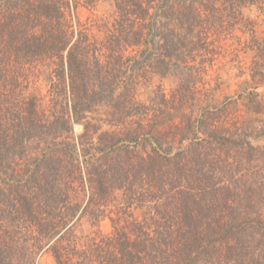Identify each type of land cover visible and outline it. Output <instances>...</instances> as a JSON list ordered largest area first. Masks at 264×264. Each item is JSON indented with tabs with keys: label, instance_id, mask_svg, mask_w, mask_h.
Returning a JSON list of instances; mask_svg holds the SVG:
<instances>
[{
	"label": "trees",
	"instance_id": "16d2710c",
	"mask_svg": "<svg viewBox=\"0 0 264 264\" xmlns=\"http://www.w3.org/2000/svg\"><path fill=\"white\" fill-rule=\"evenodd\" d=\"M179 1L115 0L114 41L139 49L112 64L117 56L102 59L74 12L97 0H0V264H35L45 249L56 264H264V170L250 119L231 128L194 118L185 106L193 80L162 94L165 109L133 92L145 68L168 74L187 45L209 50L214 32L198 23H226L224 11L231 23H255L243 10L264 15V0ZM253 31L236 50L253 52L249 65L238 56L244 88L222 114L240 99L247 110L264 105V34ZM31 76L46 82L47 106L24 94ZM104 121L116 128L101 130ZM120 188L143 218L111 217V234L79 247L77 219L99 221Z\"/></svg>",
	"mask_w": 264,
	"mask_h": 264
},
{
	"label": "rangeland",
	"instance_id": "374dc122",
	"mask_svg": "<svg viewBox=\"0 0 264 264\" xmlns=\"http://www.w3.org/2000/svg\"><path fill=\"white\" fill-rule=\"evenodd\" d=\"M178 2L180 1L175 0L176 4ZM243 11L245 16L249 19H254L255 23H231L227 11L223 13L225 14L224 21L226 23H198L197 30H199L200 34L208 31L214 32L212 35L213 43L209 50L205 48L193 50L191 45H187L188 49L186 47L183 50L181 60L177 61V67L170 70L168 74L162 75L158 72L159 70L153 67L145 68L137 76L133 92L135 99L138 102L145 103L151 110L152 108L165 109L166 104L161 100L162 94H165L167 98H171L172 91L178 87L188 85L190 80H193L190 85L191 87H196L197 91L186 99L187 112L193 108L194 118L196 116L205 118L207 115L214 118L215 115V122H222V124L231 128L238 122H246L250 119L253 133L249 140L253 146H259L257 161L261 162L264 170V134L261 132V129H264V105L260 106L259 110L254 108V110H247L243 100L240 99L238 104H232L228 107L225 113L222 114L221 110L225 104L237 99L244 88L240 84L247 78V75H244L245 70L241 71L238 68V60L240 59L238 56L241 57L243 65H249L252 60L253 52L251 51L237 53L238 43L247 44L249 42L252 36L251 28L254 29L253 34L257 38H261L264 34V23L262 22L264 15L253 6L245 8ZM74 12L81 22L80 26L84 27L86 32L96 40L104 61L109 52L113 53L115 57L119 55L121 62H124L125 57L135 55L136 51H138V46H129L123 43L122 39L121 43H115L114 41V37L120 35L118 31L121 28V23H119L121 15H119L120 12L116 8L115 0H97L94 5H87L81 2L77 5ZM171 24L176 25L183 33L188 29L186 24ZM161 25L162 23H160V30L162 29ZM157 39L159 41L163 39L161 32H158ZM107 60L112 64L120 61L118 56L116 58L109 57ZM30 80V85L24 94L35 92L41 97L44 95L45 101H42L47 106L46 100H48V96L46 94L48 86L46 82L38 80L35 76H31ZM123 81H127V78L123 77ZM190 85L187 87L190 88ZM257 89L264 93L263 85ZM122 96L121 100H123ZM92 116L105 118L102 113L101 115L94 113ZM131 119H134V117L127 116L125 118L126 121ZM119 123L121 121L117 124ZM122 125L123 123H121ZM113 128H116L114 124L111 126L105 122L101 130H111ZM75 132L76 134L81 133L82 126L76 125ZM251 165L255 166L253 163ZM262 177H264V172ZM78 188L81 192L79 185ZM123 193L121 188L113 192V198L105 206L106 208L104 207V213L102 212L99 221L94 220L95 222H91L92 219L87 218V216H81L77 219L74 225V239L79 247H82L87 239L89 240L95 235L111 234L114 230L111 217L119 218L122 224L126 220H141L143 218L145 208L135 205L127 208ZM35 264H56V261L53 255L45 249L37 255Z\"/></svg>",
	"mask_w": 264,
	"mask_h": 264
}]
</instances>
